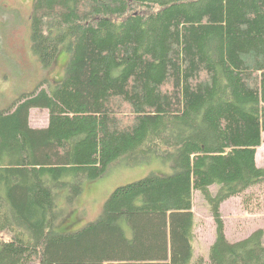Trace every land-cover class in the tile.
I'll return each instance as SVG.
<instances>
[{"label": "trees", "instance_id": "16d2710c", "mask_svg": "<svg viewBox=\"0 0 264 264\" xmlns=\"http://www.w3.org/2000/svg\"><path fill=\"white\" fill-rule=\"evenodd\" d=\"M30 24L43 67L67 61L0 111V264H264V231L229 241L220 212L264 184V0H33ZM34 109L45 127L30 126ZM120 161L168 172L58 232L59 203ZM194 192L214 224L206 259Z\"/></svg>", "mask_w": 264, "mask_h": 264}, {"label": "rangeland", "instance_id": "374dc122", "mask_svg": "<svg viewBox=\"0 0 264 264\" xmlns=\"http://www.w3.org/2000/svg\"><path fill=\"white\" fill-rule=\"evenodd\" d=\"M32 4L33 0H0V111L8 109L21 95L32 93L44 80L59 82L64 73L67 55L63 50L48 69L43 67L32 51ZM121 118L122 123L128 121L125 116ZM47 120V111L31 110V127L43 128ZM261 139L255 155L257 167H264V131ZM152 170L157 173L168 172L158 165L136 169L120 161L113 164L100 179L84 181L82 192L73 204L59 203L62 213L56 223L57 231H77L94 221L116 187L135 181ZM245 195H251L245 204L242 203L244 196H237L220 206L225 236L229 241L243 239L257 229L264 231V184L251 188ZM192 211L195 216L194 257L206 259L209 246L214 241V224L208 205L197 192L193 193Z\"/></svg>", "mask_w": 264, "mask_h": 264}]
</instances>
